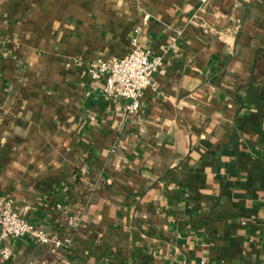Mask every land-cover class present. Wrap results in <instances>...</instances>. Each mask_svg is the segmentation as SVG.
Instances as JSON below:
<instances>
[{
  "label": "crops",
  "instance_id": "crops-1",
  "mask_svg": "<svg viewBox=\"0 0 264 264\" xmlns=\"http://www.w3.org/2000/svg\"><path fill=\"white\" fill-rule=\"evenodd\" d=\"M134 28L161 61L128 113L87 68ZM4 202L72 241L0 264H263L264 0H0Z\"/></svg>",
  "mask_w": 264,
  "mask_h": 264
},
{
  "label": "built area",
  "instance_id": "built-area-1",
  "mask_svg": "<svg viewBox=\"0 0 264 264\" xmlns=\"http://www.w3.org/2000/svg\"><path fill=\"white\" fill-rule=\"evenodd\" d=\"M206 1V0H202ZM131 42L134 47L124 56L109 60L98 59L89 63L87 74L92 79H102L103 94L111 99H124L128 113L136 112L140 107V98L146 87L157 88L152 80V74L158 67L161 58L152 51L138 44V29H133ZM71 225H76V219H70ZM29 235L39 243L51 248H67L72 238L70 235L52 233L34 225L23 214L13 208L8 202L0 207V241L7 237ZM10 249L2 247V258H8ZM201 264H206L204 260ZM264 264V262H263Z\"/></svg>",
  "mask_w": 264,
  "mask_h": 264
}]
</instances>
